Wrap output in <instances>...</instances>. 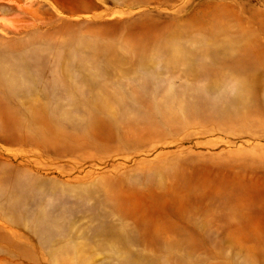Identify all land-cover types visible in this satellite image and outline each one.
Instances as JSON below:
<instances>
[{
    "label": "rangeland",
    "instance_id": "374dc122",
    "mask_svg": "<svg viewBox=\"0 0 264 264\" xmlns=\"http://www.w3.org/2000/svg\"><path fill=\"white\" fill-rule=\"evenodd\" d=\"M84 2L0 0V264H264V0Z\"/></svg>",
    "mask_w": 264,
    "mask_h": 264
},
{
    "label": "crops",
    "instance_id": "0c3cea01",
    "mask_svg": "<svg viewBox=\"0 0 264 264\" xmlns=\"http://www.w3.org/2000/svg\"><path fill=\"white\" fill-rule=\"evenodd\" d=\"M43 1H47L50 5L60 8L61 10H63V12L69 14L91 16L92 14H99L103 12V10L101 9L97 11L92 10V7H94V5H91L89 2H84V0H43Z\"/></svg>",
    "mask_w": 264,
    "mask_h": 264
}]
</instances>
